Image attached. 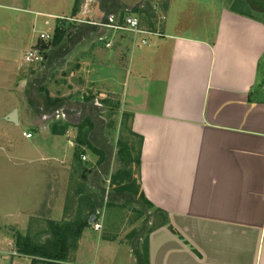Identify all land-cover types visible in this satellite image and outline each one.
<instances>
[{
    "label": "crops",
    "instance_id": "0c3cea01",
    "mask_svg": "<svg viewBox=\"0 0 264 264\" xmlns=\"http://www.w3.org/2000/svg\"><path fill=\"white\" fill-rule=\"evenodd\" d=\"M91 1L82 0L81 5L88 9ZM48 2L0 0V141H9L13 127L29 141L34 130L52 131V125L59 120H52L46 128L39 126L43 109L30 107L27 90L29 79L39 78L44 61L38 70L29 72V64L23 61L27 50L44 42L35 39L42 26L48 25L52 33L56 19L61 18L47 6ZM115 2L114 8L104 0L96 1L95 16L100 17V22L119 25L126 17L136 16L140 27L151 33L135 35L108 25L92 26L98 35L93 47L89 45L92 50L85 80L90 88L120 102L118 131L122 113L130 114L131 133L126 131L125 137L136 144L141 142L140 165L134 175L140 192L152 205L146 209L148 213L160 210L165 218L149 230L155 223L151 217L139 227L145 229L143 234L132 224L125 232L121 208L124 201L108 202L110 209L103 214L101 229L95 230L91 219L85 228L94 231L96 239L88 240L85 229L82 231L75 264H113L117 259L111 247L117 241H122L135 264L134 244H144L147 264H264V24L254 14L248 16L249 13L226 8L217 12L216 18L201 29L203 36H198L190 32L191 24L166 10L172 0H150V5L145 0ZM41 16L55 21L49 26V20L43 21ZM95 16L91 13L90 19L94 21ZM126 33L132 34L129 43ZM142 39L146 42L142 43ZM92 74H97L101 82L94 83ZM105 79L109 81L106 85L102 82ZM114 79L117 92H113ZM18 80L21 85L14 86ZM2 91L8 92L3 95ZM30 92L35 96L34 90ZM69 127L64 133L76 134L77 126ZM23 133L32 135L28 138ZM68 137L70 145L75 146L76 135ZM102 147L105 159L100 161L95 156L91 164L94 171L97 165L103 167L105 176L99 174L88 184L90 178L85 170L86 188L101 197L96 212H101L102 203L109 201L108 194L102 193L103 180L109 181L119 167L117 154L109 158L108 146ZM31 152L35 155L19 161L34 163L42 159L32 158L38 153L34 147ZM58 164L42 165L39 171L41 178L48 181L47 188L38 189L30 201L18 200L23 205L18 212L25 213L26 220L41 212L48 220L60 221L65 199L56 213L58 187L52 185L59 182V173L53 169ZM68 164L72 165L70 174L74 169L81 172L86 168L72 160ZM9 201L16 203L15 198ZM113 220L116 228L109 233L107 223ZM122 230L124 235L119 233ZM85 240L95 253L83 260L80 250Z\"/></svg>",
    "mask_w": 264,
    "mask_h": 264
},
{
    "label": "rangeland",
    "instance_id": "374dc122",
    "mask_svg": "<svg viewBox=\"0 0 264 264\" xmlns=\"http://www.w3.org/2000/svg\"><path fill=\"white\" fill-rule=\"evenodd\" d=\"M48 1L49 2L47 6L57 11L60 17L64 19L62 21H64L66 27H68L67 38L65 42L62 43V45L56 46L53 49H51L50 44H47V47L45 48L46 51L44 50V53L47 51L51 52L50 54L47 52L45 60L42 64L43 67L39 71L38 77L42 80L41 85L47 87L51 97L70 96V100L63 102L61 104L62 106L59 105L54 111H45V108H43L42 111L44 114L39 116V118L43 121H41L39 126L42 125V128H46L48 123L50 124L54 119H59L58 121H54L63 123L67 125V127L74 125L78 126L79 123L84 121L85 116H89L93 123V129L88 132L89 138L91 141H93L92 143H95L97 146H100V143L102 146H108V157H116L115 142H117L120 132V130L118 131V129H116L119 119V111H112L111 116H107V111H105L100 105V99H105L108 94H100V91L97 88H90V85L87 84L89 81L86 82V70L90 63V59L88 58L89 54L91 53L89 51L92 50V45H94L93 43H95L94 40L96 39L95 36H97L98 33L93 32L95 30L94 28L93 30H86L84 26L89 25L91 27H97L98 24L101 23L100 17L95 16L96 1L98 2L99 0H92L91 2H88V9H85L84 4L82 3L79 12L74 17L77 20H72L73 18L70 17V9L73 0ZM149 1L150 0H145V3L150 5ZM158 1L163 3L164 0ZM93 6L95 9H92L94 8ZM226 8H230L232 11L239 14L249 13L248 16H253L250 14H254L260 19L264 18V0H172L166 10H168L169 13L176 15V17H179L182 22L191 24L189 28L192 34L203 36L201 29L207 27L209 20L212 21L213 18H216L217 12L219 13L222 9ZM90 9L92 12H89ZM185 10L188 12H184ZM91 13L93 16H95L93 17V19H95L94 21L90 19ZM41 17V20L43 21L45 19L49 20V26H51V24L55 21V19H50L45 16ZM70 20L72 22H70ZM91 22H93V24ZM69 23H72L70 24L71 26H69ZM78 29L86 32L81 33L78 31ZM40 31L47 32L49 34L51 33V31H48V25L45 24L42 26L41 30L36 33V40L39 38ZM131 33L125 34L126 43H129V39L132 37ZM77 36H85L89 37V39H84L83 37L81 40H79ZM90 44L92 47L89 46ZM57 47H62L61 51H57ZM81 49H84V51ZM129 49L130 47H128V52ZM40 66L41 64L39 63H30L26 70H28V72L29 70H38ZM96 76L92 74L91 78L93 82L100 83L101 80L98 78L96 79ZM32 79L33 78L29 79V82H32ZM105 80L102 81L104 85L109 82L108 80ZM17 83L18 86L21 85V82L18 80L15 81L14 86H16ZM111 83L113 84L114 88L113 92H117L115 91L118 90L116 80H112ZM101 88L104 90L105 86H102ZM17 91L18 93L20 92L19 87L17 88ZM7 92L8 91H2V94L6 95ZM88 95H92V99L90 101H86L84 99L85 96ZM19 96L20 93L17 94V97ZM9 98L11 102L15 101L14 97H12V94H9ZM122 99L124 100V97H122ZM18 100L21 101V96L18 98ZM29 105L32 109L34 108L33 105ZM57 112L60 114V118L56 117ZM110 119L115 123L112 126H109L108 124ZM106 128L110 129V132H106ZM27 130H31V128L28 127ZM70 130L71 131L69 132L73 131V129ZM33 134L34 137L30 139L29 142L20 136V129L17 130V127H13L9 141H0V264L30 263V256L19 253L17 250L16 242L18 237H30L37 242H44L45 239L49 237V233H47L49 231L47 228V221L51 220L46 219L45 213H33L34 216L32 217L31 214L30 219L26 220L25 213L21 214L18 212V209L23 207V205L18 203L19 201H21L20 203L30 201L32 197L35 198L36 191L38 189H42V187L45 189L48 187V181H44L39 175L42 165L46 167V165L52 166L57 165L58 162H63L53 168L54 170H57V173H59V182H54L55 184L52 185L55 188L58 187L57 194L59 196L57 195V198L61 199L56 200L55 204L58 206L56 213L61 207L63 200L65 199V203L63 204H66L68 195L75 192V183L78 182V177L80 175L82 176V173H80L79 170L70 174L72 165L70 166V164H68L71 160L73 161L72 157L76 145L72 147L67 140V136H69L68 138H74L76 134L73 133L74 135L72 134V136L71 133L53 134L50 130L49 132L34 130ZM121 135L125 137V129L122 130ZM31 147H34L38 152L36 157L32 158L36 159L42 156V159H39L37 160L38 162L34 163H21L19 161L21 157L31 158V156L35 155V153L31 152ZM81 149H83V154H85V160H83V162L86 163L85 169L88 171L87 174L90 178L88 184L93 178L94 180H97V178L100 177L99 174L101 176H105V169L99 165H97V170H99V173L96 172L97 170H92L93 168L91 163L96 155L88 148L84 149V147H82ZM7 159H9V162ZM87 167H89L88 170ZM94 173H96L95 176ZM69 175L71 179H68ZM104 186L105 189H103V192L104 194H108L109 181H105ZM78 188L79 187L76 189ZM14 198L16 199V203L9 201L10 199ZM120 202L123 201H119L118 203ZM122 204L123 205L121 208L124 209L123 214L125 215L127 226V230H125V232L129 231L128 226L130 224H132L135 229H138L144 225V223L148 222L152 217V215L149 214L147 210L143 209L138 202H123ZM73 208L75 210V204H73ZM109 209L110 204L107 205L106 203H102V208H100V210H102L101 212L104 215L109 211ZM64 210L65 206L63 207V214H61V217H59L60 220L64 218ZM10 211L14 213L11 215ZM18 213L19 215H17ZM20 217H23L24 220ZM70 217L71 212L68 211L65 220L69 219ZM114 224V220L111 221V223H107L108 227L110 226L108 231L109 233H111L116 228L113 227ZM138 230L139 232H142V234L145 232V229L143 230L142 228H139ZM85 232V237H87L88 240L91 238L94 240L96 239L97 234L91 229H85ZM119 233L124 235L123 230ZM88 240L83 241L81 246L83 248L80 250V257L83 260L89 258V256H92L95 253V249H93L91 244H86ZM121 242L122 241H117L111 247L113 249V253L116 254L117 259L113 262V264H135L132 258L129 257L130 253L127 251L125 245ZM77 247L75 249H70L67 260L63 264L76 263L74 256Z\"/></svg>",
    "mask_w": 264,
    "mask_h": 264
},
{
    "label": "trees",
    "instance_id": "16d2710c",
    "mask_svg": "<svg viewBox=\"0 0 264 264\" xmlns=\"http://www.w3.org/2000/svg\"><path fill=\"white\" fill-rule=\"evenodd\" d=\"M109 6L116 7L115 0H104ZM82 0H74L71 18H74L75 15L79 12ZM106 4V3H105ZM120 9V8H118ZM138 9L135 10L137 12ZM121 13L124 11L121 9ZM256 19L255 17H253ZM63 18H57V21L52 30V39L48 42L38 43V47L42 50H45L47 44H50L51 49L56 46L62 45L67 38V28ZM264 24V18L258 19ZM70 22H72L70 20ZM69 23V26H71ZM86 30H90L91 26H84ZM93 28V27H92ZM79 32H86L78 29ZM69 38V37H68ZM79 40L83 36H77ZM57 51H61L62 47H57ZM48 52V51H47ZM47 52L44 53V57ZM51 52V51H50ZM48 52V54H50ZM45 59V58H44ZM42 80L39 78L33 79L29 83V88L27 93L30 95L28 98L29 104L36 107L39 110V107L45 108V111H54L59 105L63 102L69 101L70 96L67 97H51L47 87L41 85ZM40 86V87H39ZM30 89L34 90L35 96L32 97ZM86 101L92 99V95L85 96ZM100 103L103 105V108L109 112L111 116L112 111H118L120 109V102L111 96H107L105 99H100ZM39 112V111H38ZM130 114L122 113L120 120V132L116 142L117 148V160L119 162L118 169L113 172L109 177V193L108 199L113 202L114 200H123L126 203L129 202H138L143 209L151 207V203L147 201L142 192H140V186L138 184V177L134 175L140 165V143L136 144L133 142V139L130 137H124L121 135L123 129L128 133H131V128L129 126ZM109 126H112L114 123L113 120H109ZM65 124L56 122L52 125V133L60 134L64 133L66 129ZM93 129V123L89 116L84 117V121L79 123L77 126V132L75 137L73 161L76 163H82L85 166L86 163L82 162L81 154H83V149H90L96 156H99L100 161L105 159L106 152L99 146L92 143L89 138V131ZM31 134V133H30ZM32 135V134H31ZM129 138V139H128ZM98 163H101V162ZM76 165V164H75ZM73 165V167L75 166ZM85 168L80 172L79 181L75 185V192L68 195L65 210L64 218L60 221H47V228L49 237L45 239L44 242H37L36 240L31 239L30 237H18L17 238V250L19 253L26 254L30 256V264H63L67 260V256L70 252V249H75L77 247V242L81 236L82 231L90 225V219L93 214L96 212L97 204H100L98 194L91 192L86 188V174ZM76 172V169L72 170V173ZM85 174V175H84ZM105 183V180H103ZM79 187L78 189H76ZM104 190H102L103 193ZM110 195V196H109ZM107 202V205H108ZM75 204V210L73 208ZM68 211L71 212V217L65 220L66 214ZM157 213V214H156ZM152 219H155V223L149 230L155 228L158 224L164 222L165 215L162 211L156 210L155 214H152ZM148 230V228H147ZM148 230V231H149ZM144 249H142V248ZM133 253L135 254L137 264H147V256L145 252L144 244L138 246L137 244L133 245Z\"/></svg>",
    "mask_w": 264,
    "mask_h": 264
},
{
    "label": "built area",
    "instance_id": "2783aa9c",
    "mask_svg": "<svg viewBox=\"0 0 264 264\" xmlns=\"http://www.w3.org/2000/svg\"><path fill=\"white\" fill-rule=\"evenodd\" d=\"M72 20H77L73 18ZM93 23V22H91ZM100 25L103 26H110L115 29H124L128 30L132 33L136 34H149L151 32L144 30L140 27L139 20L136 16H128L124 19L123 24H112V23H99ZM39 39L44 42H48L52 39V33H47V32H40L39 33ZM145 39H142V43H145ZM44 50L41 48L37 47H31L29 50L26 51V53L23 56V61L27 64L30 63H41L44 61ZM25 137L30 138L31 134L30 133H23ZM81 159L85 160V155H81ZM102 221H103V213L97 211L96 214L92 215L91 217V223L93 224V227L95 230H100L102 227Z\"/></svg>",
    "mask_w": 264,
    "mask_h": 264
},
{
    "label": "water",
    "instance_id": "95a60500",
    "mask_svg": "<svg viewBox=\"0 0 264 264\" xmlns=\"http://www.w3.org/2000/svg\"><path fill=\"white\" fill-rule=\"evenodd\" d=\"M14 115V114H13Z\"/></svg>",
    "mask_w": 264,
    "mask_h": 264
}]
</instances>
